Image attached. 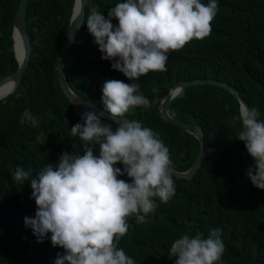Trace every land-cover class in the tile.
Masks as SVG:
<instances>
[{
	"label": "trees",
	"instance_id": "obj_1",
	"mask_svg": "<svg viewBox=\"0 0 264 264\" xmlns=\"http://www.w3.org/2000/svg\"><path fill=\"white\" fill-rule=\"evenodd\" d=\"M119 2L124 0L84 2L83 18L63 63L65 79L74 90L103 107L106 80L139 84L151 107L134 108L126 116L157 135L178 169L193 159L197 140L156 112L160 96L175 80L195 76L224 80L264 121V0H217L211 34L170 53L166 72H150L136 81L101 59L84 22L93 8L107 18L108 10ZM16 4L17 0H0V76L16 65L9 36ZM70 4L71 0H27L24 27L29 55L14 89L0 97V264H55L57 254L63 253L52 245L50 233L38 242L32 229L25 227L24 218L34 217L37 206L31 198V180L16 181L14 174L17 167H31L35 176L47 163L56 166L64 152L84 154L82 142L71 136V127L81 122V115L71 111L55 76ZM84 44L96 49L85 52ZM26 109L38 120L37 127L20 123ZM168 112L201 127L203 158L189 177L173 175L174 196L167 204L154 198L158 206L144 223L129 218L128 233L116 242L117 247L135 264H175L170 248L176 239L183 234L207 238L212 229L220 228L225 246L220 264H264V190L246 176L254 161L245 143L237 139L241 122L232 123L239 115L236 98L221 85L191 83L170 101ZM102 122L117 127L110 119L102 117ZM116 166L123 169L122 164ZM119 178L128 179L126 174Z\"/></svg>",
	"mask_w": 264,
	"mask_h": 264
},
{
	"label": "clouds",
	"instance_id": "obj_2",
	"mask_svg": "<svg viewBox=\"0 0 264 264\" xmlns=\"http://www.w3.org/2000/svg\"><path fill=\"white\" fill-rule=\"evenodd\" d=\"M217 12V0H124L108 10L107 18L93 8L84 22L101 59L136 81L150 72H166L170 53L208 37ZM101 102L113 118L152 104L139 84L121 80L104 82ZM258 116L255 108L242 107L232 123L241 122L237 139L254 161L246 176L264 190V121ZM20 123L38 126L27 109ZM115 124L113 129L95 111H85L81 122L71 127V136L82 142L83 155L64 152L56 166L47 163L35 176L31 167L15 170L16 181L31 180L37 206L34 217L24 218L25 227L38 242L50 233L52 245L63 249L55 264H135L116 245L128 233V219L144 223L158 206L154 198L167 204L175 194L172 160L164 143L139 121ZM125 174L127 180L119 178ZM221 233L214 228L207 238L183 234L172 243L170 256L175 264H220L225 251Z\"/></svg>",
	"mask_w": 264,
	"mask_h": 264
},
{
	"label": "water",
	"instance_id": "obj_3",
	"mask_svg": "<svg viewBox=\"0 0 264 264\" xmlns=\"http://www.w3.org/2000/svg\"><path fill=\"white\" fill-rule=\"evenodd\" d=\"M86 0H71L69 14L67 16L66 21V31L63 37V40L58 48L56 58H55V76L58 82V85L67 98L71 111L74 114L82 115L85 111H95L98 115H101L104 118L110 119L117 122H122L123 120L131 119L126 116L124 118H113L109 113L104 111V108L94 103L87 97L79 94L76 90H74L66 81L64 72H63V63L66 54V50L70 44L71 39L73 38L75 32L78 29V25L83 18L84 12V2ZM27 0H17L16 7L13 11L10 23V32L9 36L11 37V46L13 51V56L16 60V65L12 70L4 73L0 76V87L3 89V92H9L14 89L16 84L19 81L20 73L26 64V60L30 51V42L29 37L24 27V10L26 6ZM18 42V44H17ZM16 44L19 48V56L16 57L15 49ZM198 82H210L214 84H218L226 88L229 92H231L237 100L238 103V112L240 114V110L242 107H247L248 109H252L247 102L241 97L238 90L227 83L224 80L217 79L211 76H195L192 78H179L172 82L167 86L166 92L163 93L156 105L157 114L171 121L172 123L178 125L180 128L190 133L197 140V149L195 155L191 162L184 168L178 169L172 166V172L175 176L180 177H189L198 167L201 159L204 155L203 150V136L202 129L197 124L180 119L176 116L171 115L168 112V105L170 101L176 96H180L183 94L184 88L186 85L191 83ZM129 220V219H128ZM128 222V221H127Z\"/></svg>",
	"mask_w": 264,
	"mask_h": 264
},
{
	"label": "bare ground",
	"instance_id": "obj_4",
	"mask_svg": "<svg viewBox=\"0 0 264 264\" xmlns=\"http://www.w3.org/2000/svg\"><path fill=\"white\" fill-rule=\"evenodd\" d=\"M17 44H18V42H17ZM17 44H16V49H15V55H16V57L19 56V48H18V45ZM2 90L3 89L0 87V97L4 96L7 93V92H3Z\"/></svg>",
	"mask_w": 264,
	"mask_h": 264
},
{
	"label": "rangeland",
	"instance_id": "obj_5",
	"mask_svg": "<svg viewBox=\"0 0 264 264\" xmlns=\"http://www.w3.org/2000/svg\"><path fill=\"white\" fill-rule=\"evenodd\" d=\"M83 49L85 50V52L89 53V52H93L96 48L92 47L91 45L84 44Z\"/></svg>",
	"mask_w": 264,
	"mask_h": 264
}]
</instances>
